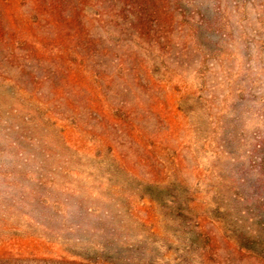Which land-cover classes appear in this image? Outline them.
<instances>
[{"label":"rangeland","instance_id":"374dc122","mask_svg":"<svg viewBox=\"0 0 264 264\" xmlns=\"http://www.w3.org/2000/svg\"><path fill=\"white\" fill-rule=\"evenodd\" d=\"M0 264H264V0H0Z\"/></svg>","mask_w":264,"mask_h":264}]
</instances>
